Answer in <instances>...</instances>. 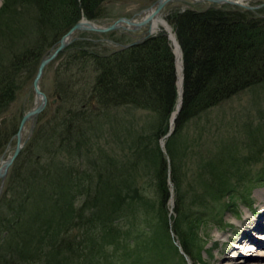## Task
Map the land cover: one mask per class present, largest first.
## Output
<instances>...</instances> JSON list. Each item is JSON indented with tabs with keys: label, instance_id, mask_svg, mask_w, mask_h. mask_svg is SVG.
I'll return each mask as SVG.
<instances>
[{
	"label": "rangeland",
	"instance_id": "374dc122",
	"mask_svg": "<svg viewBox=\"0 0 264 264\" xmlns=\"http://www.w3.org/2000/svg\"><path fill=\"white\" fill-rule=\"evenodd\" d=\"M154 1L105 0L101 5L102 17H81L99 24H109L119 17L139 18L142 14H137ZM2 3L3 0H0V7ZM263 3L264 0H243L242 4L247 6H260L248 9L231 3L174 0L163 8L160 18L175 34L167 20L172 12L222 8L239 11L243 15L245 12L252 18H262ZM31 13L33 8L28 9V14ZM29 17L26 18L27 22H31ZM146 28L137 31L118 29L108 33L81 31L71 44L75 48L83 45L94 51L108 53L136 40ZM16 29L20 30L18 27ZM157 31L165 32L163 26ZM25 38L28 41L31 35ZM1 39L0 53L5 51L1 47L4 44ZM170 44L172 52H175V45L171 41ZM58 58L46 68L40 83L48 102L34 120L32 129L30 124H25L22 138L29 137L9 167L3 184L0 182V216H4L5 211H9L16 202L36 207L30 195L24 198L21 194L19 186L23 178L36 176V183L41 188L45 187L48 194L52 185L41 186V178L48 180V176L42 173L43 166L53 164L50 172L55 176L59 173L64 175L68 169L75 167L82 172V184L85 182V186L91 177V186L102 200L104 211L116 207L117 211L121 209L119 213L116 212L120 218L111 221L109 230H105L102 238L105 246L101 252L100 249L96 251L94 264H264V212L261 214L260 210L264 205V152H261L264 143V84L247 88L209 108L190 119L178 132L173 148L180 168L179 191H176L172 181L170 157L167 154V140L175 129V122L169 124V135L157 141L168 163L169 197L161 204L154 167L148 160L137 158L133 144V137L148 135V130L156 121L148 110L119 106L105 109L106 113H102L97 102L90 96L82 97L79 90L74 93L82 98L79 107L93 115V122L85 124L82 121V137L74 136L77 138L69 142L71 147H61L55 142L52 155L44 152L45 143L50 142L46 136L58 118L57 108L61 102L56 93V87L60 84L56 70L63 57ZM175 61L174 54V64ZM175 71L177 85L176 64ZM30 85V81L24 84L14 101L0 112V133L4 131L8 134L7 141L1 146L0 160L8 158L13 152L19 121L36 102ZM72 104L66 102L63 107L77 110L78 107ZM149 141L148 144H152ZM41 151L44 152L43 159L35 166ZM62 163L65 167H61ZM244 197L249 201L247 205L251 211L245 207ZM83 202L84 217L87 209H84ZM180 204L183 216L181 214L177 219L190 239L187 250H184L172 228ZM161 212L165 213L166 219L161 218ZM257 220V228H254ZM165 222L168 223L167 228ZM112 224L117 225L118 231L112 228ZM190 225H193V231L189 230ZM248 227L256 230H246Z\"/></svg>",
	"mask_w": 264,
	"mask_h": 264
},
{
	"label": "trees",
	"instance_id": "16d2710c",
	"mask_svg": "<svg viewBox=\"0 0 264 264\" xmlns=\"http://www.w3.org/2000/svg\"><path fill=\"white\" fill-rule=\"evenodd\" d=\"M104 1L3 0L0 38L5 51L0 53V112L14 101L24 84L32 81L41 57L82 15L89 19L102 17ZM29 8H33L31 18ZM27 17L31 22L26 21ZM167 20L173 27L183 60L182 103L174 121L175 129L167 140L171 177L177 191L180 168L173 142L182 127L241 91L264 84V17L208 8L175 11ZM29 35L31 39L27 41L25 37ZM58 57H63L56 70L60 81L56 93L61 102L58 118L46 136L50 142L45 143L44 152L52 155L55 142L61 147H71L69 142L77 138L74 136L82 137V121L85 124L92 121L93 115L79 107L82 98L74 94L79 90L82 97L93 98L102 113L119 106L148 110L156 121L148 135L141 138L135 135L133 144L137 158L148 160L154 167L162 204L169 197L168 163L157 141L168 133L179 97L174 54L166 33L160 31L141 43L108 53L70 44ZM66 102L74 103L77 110L64 109ZM7 139V132L2 131L0 150ZM149 140L152 144H148ZM44 152L37 156L35 166L43 159ZM60 165L65 167L63 163ZM52 166L49 163L43 166L42 173L48 180L41 178L43 183L40 182L41 186L52 185L50 194L45 187L38 186L36 176L25 177L20 181L21 194L24 198L30 195L36 207L16 202L7 210L8 214L5 211L0 216V264H94L96 251L101 252L105 246L102 243L105 230H109L111 221L120 218L116 216L121 210L117 211V207L114 211L103 210L102 200L91 186V177L85 186L82 172L77 168L55 176L50 172ZM33 171L36 174L35 168ZM82 200L87 209L84 217ZM244 202L249 205L245 197ZM181 214L180 204L172 228L187 250L190 239L178 223ZM160 215L166 219L165 213ZM111 226L118 231L117 225ZM188 228L193 231V225Z\"/></svg>",
	"mask_w": 264,
	"mask_h": 264
},
{
	"label": "water",
	"instance_id": "95a60500",
	"mask_svg": "<svg viewBox=\"0 0 264 264\" xmlns=\"http://www.w3.org/2000/svg\"><path fill=\"white\" fill-rule=\"evenodd\" d=\"M172 1H174V0H155L151 6H149L147 9H145L143 11H140L137 14V16L142 14L141 17H139V18L135 17V16L119 17L109 24H99V23L90 21L84 17H81L80 20H78L76 23H74L52 45V47H50V49L47 50V52H45V54L41 57L38 65H37L36 72L34 74V77L31 81V85H30L33 93L35 94L36 102L32 108L27 110L22 115V117L19 121V124L17 127V132L15 134L16 141H15V147H14L13 152L11 153V155L8 156V158H6L4 160H0V182H1V184H3V182L6 178L9 167L14 162V160L18 157L20 151L23 148V145L25 144V142L27 141V139L29 137V136H27V138H25V139L22 138L23 130H24L23 128H24L25 124L26 123L30 124L31 129H32L34 126V120L40 114V112L44 109V107L46 106V104L48 102V97L44 93V91L41 89V85H40L46 68L52 62H54L61 53H63L66 50L67 46L70 43H72L77 38V34L80 33L81 31H88V32H95V33H108L111 31L118 30V29L137 31V30H140L144 27L149 26L148 28L145 29V31L142 33V35L140 37H138L136 40H134L128 44L121 45L119 49L128 48L132 45L143 42L144 40L148 39L149 37L155 35L158 32L156 30H152V27H151L152 22L155 18H157L161 14L163 8ZM198 1H205V0H194V2H198ZM206 1L215 2L218 4H220V3H231V4L239 5V6H242L244 8H248V9L260 7L259 5L250 7V6H247L245 4H242L241 2H237V1H233V0H206ZM164 30L168 36V39L171 42H173V44L175 45V43L171 37V34L168 32V30L166 28H164ZM171 30H172V28H171ZM173 37H174L175 42L177 43L178 41L176 40L174 33H173ZM177 45L179 46L180 56H181V65H182L183 64L182 52H181V48H180L179 43H177ZM173 53L175 54L174 50H173ZM175 60H176V54H175ZM182 83H183V65L181 67L180 90L178 89V85H177V90H178V95H179V97H178L179 103L176 104V108L171 114L170 125H172L174 123L175 118H176V116L180 110V107H181L182 92H183ZM55 101L56 100H53V102H55ZM170 132L171 131L169 130L166 135H169ZM1 189H2V187H0V192H1Z\"/></svg>",
	"mask_w": 264,
	"mask_h": 264
},
{
	"label": "bare ground",
	"instance_id": "6f19581e",
	"mask_svg": "<svg viewBox=\"0 0 264 264\" xmlns=\"http://www.w3.org/2000/svg\"><path fill=\"white\" fill-rule=\"evenodd\" d=\"M192 1H194V0H192ZM233 1H237V2H241L242 3L243 0H233ZM161 26H163L164 28H166L168 30V32L171 34V37H172V39H173V41L175 43L176 68H177V73H178L177 85H178V89L180 90V82H181V56H180L179 46L177 45L178 42L177 43L175 42L174 37H173V33H172V30H171L170 26H168V24H166V22L162 18H160V15H159L157 18H155L153 20L151 27H152V30H156L157 31ZM147 27H149V26H147ZM178 103H179V100H178L177 104ZM263 207H264V205L262 206V208H260L261 214H262V211L264 212V208ZM258 221L259 220L255 221V225L253 226L254 228L255 227L257 228L256 225L258 224ZM250 225H253V224H250ZM254 228L248 227V229H246V230H250V229H251V231L252 230H256ZM246 236H248V235H246Z\"/></svg>",
	"mask_w": 264,
	"mask_h": 264
}]
</instances>
